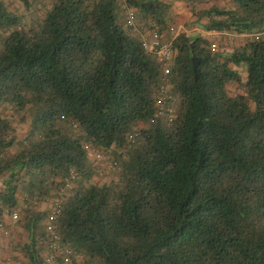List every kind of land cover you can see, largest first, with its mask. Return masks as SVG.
I'll return each instance as SVG.
<instances>
[{
  "label": "trees",
  "instance_id": "16d2710c",
  "mask_svg": "<svg viewBox=\"0 0 264 264\" xmlns=\"http://www.w3.org/2000/svg\"><path fill=\"white\" fill-rule=\"evenodd\" d=\"M183 1L231 49L162 35L158 111L142 42L167 29L165 0H0V230L25 233L18 259L46 264L65 188L54 230L87 264H264V0Z\"/></svg>",
  "mask_w": 264,
  "mask_h": 264
},
{
  "label": "built area",
  "instance_id": "2783aa9c",
  "mask_svg": "<svg viewBox=\"0 0 264 264\" xmlns=\"http://www.w3.org/2000/svg\"><path fill=\"white\" fill-rule=\"evenodd\" d=\"M123 8L127 25L134 26L135 16L133 8L127 5L123 6ZM142 47L146 52L156 55L163 71L162 81L159 84L156 108L158 111H162L164 108L171 110V107L167 105V101L171 97L167 88V75L170 71V61L173 56L172 42L170 39L163 38L162 34H160L157 29H153L144 37ZM212 47L214 48V45H212ZM89 153L93 154L95 157H100V153L91 147ZM70 176L71 177L65 181L66 187L70 185V180L74 177V174L71 173ZM64 189H61L60 195L52 201L50 211L44 221V230L47 236V250H44L42 253L43 259L46 264H87L82 254L67 245L61 244L59 235L54 230L53 222L61 211ZM19 216V211H14L11 216L12 223L18 220ZM4 233L7 234L8 230H4ZM0 264L10 263L6 262Z\"/></svg>",
  "mask_w": 264,
  "mask_h": 264
},
{
  "label": "rangeland",
  "instance_id": "374dc122",
  "mask_svg": "<svg viewBox=\"0 0 264 264\" xmlns=\"http://www.w3.org/2000/svg\"><path fill=\"white\" fill-rule=\"evenodd\" d=\"M167 3L170 4V6L167 8V16H169L168 20V26L167 29H165V32H162L163 36L166 32L171 31V35L174 36L178 31L180 30H186L189 33H203L206 37H208L212 41V45H214V49H218L221 47L222 50H230L231 49V38L227 35H224L222 33H218L217 31H206L201 26L198 25L196 22L197 16L195 13H193V9H199L197 6L196 8H191L192 6L187 4L183 0H165ZM217 5V6H229L227 3V0H212L205 4H202L201 7H210L211 5ZM204 19L200 21L202 23ZM189 24V25H188ZM224 42L225 44L220 46ZM47 202L41 203V207L47 206ZM20 213V211H19ZM13 234H5L3 231H0V243L3 241L6 245L1 246L4 250L3 253H6L7 258L5 260L10 259L12 262L11 264H27L25 259H18L20 253L15 250L14 243H13V235L17 239L26 238L25 233L20 228H13L12 229ZM9 232V231H8ZM17 239H15L17 241ZM2 251H0L1 254ZM4 256V255H3ZM14 257V258H13ZM16 257V258H15Z\"/></svg>",
  "mask_w": 264,
  "mask_h": 264
},
{
  "label": "crops",
  "instance_id": "0c3cea01",
  "mask_svg": "<svg viewBox=\"0 0 264 264\" xmlns=\"http://www.w3.org/2000/svg\"><path fill=\"white\" fill-rule=\"evenodd\" d=\"M1 231V230H0ZM2 243H0L1 244V246H2V248H3V246L4 245H6L3 241H1ZM2 248H0V251H2L1 252V254H0V263L1 262H8V263H10L11 264V261H10V259H7V260H5V258H7V254L6 253H3L4 252V250L2 249ZM4 255V256H3Z\"/></svg>",
  "mask_w": 264,
  "mask_h": 264
},
{
  "label": "water",
  "instance_id": "95a60500",
  "mask_svg": "<svg viewBox=\"0 0 264 264\" xmlns=\"http://www.w3.org/2000/svg\"><path fill=\"white\" fill-rule=\"evenodd\" d=\"M198 61H200V58H196L195 56L192 57V68H193L194 71L197 70V63H198Z\"/></svg>",
  "mask_w": 264,
  "mask_h": 264
}]
</instances>
